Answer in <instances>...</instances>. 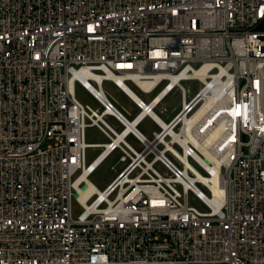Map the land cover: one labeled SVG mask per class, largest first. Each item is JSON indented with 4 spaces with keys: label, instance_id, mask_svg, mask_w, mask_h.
Masks as SVG:
<instances>
[{
    "label": "built area",
    "instance_id": "obj_1",
    "mask_svg": "<svg viewBox=\"0 0 264 264\" xmlns=\"http://www.w3.org/2000/svg\"><path fill=\"white\" fill-rule=\"evenodd\" d=\"M117 76L163 86L129 119L103 88ZM206 89L217 103L193 121ZM172 92L182 106L164 120ZM210 115L226 122L207 157L193 138ZM89 125L108 142L87 143ZM117 153L100 191L89 176ZM0 264H264V0H0Z\"/></svg>",
    "mask_w": 264,
    "mask_h": 264
},
{
    "label": "rangeland",
    "instance_id": "obj_2",
    "mask_svg": "<svg viewBox=\"0 0 264 264\" xmlns=\"http://www.w3.org/2000/svg\"><path fill=\"white\" fill-rule=\"evenodd\" d=\"M127 85L145 102H149L162 88L163 85L159 86L155 90L149 93H143L139 91L136 87H134L130 82H126ZM185 86H195L194 83H191L190 81L184 82ZM104 90L114 96L120 105H117L121 111H124L121 108V105L128 109L131 112V116H129V119H132L134 116H136L139 113V109L136 107L134 102L120 89L118 88L113 82L111 81H105L103 83ZM75 95L76 98L83 103L84 105H88L93 109H97L100 106V103L93 97V95L86 90L84 87H82L80 84H77L75 87ZM182 104V98L181 94L179 92H172L170 93L162 102V104L156 108V112L164 119L167 120V117H171L176 112H178L181 108ZM166 108L164 112H161L160 109ZM106 120L110 125H112L118 132H121L123 130V126L112 116L106 117ZM139 129L142 132L151 133L153 130L157 129V126L155 123L151 120V118H145L139 125ZM107 135L98 127L95 125H89L86 128V141L87 143L91 144H104L108 142ZM127 141L134 146L136 149L140 150L142 146L137 141L134 136H129L127 138ZM102 148L95 147V148H88L87 149V161L90 163L93 161L98 154L101 152ZM120 154H114L110 156L103 164H101L90 176L89 180L100 190L103 191L115 178L118 171L121 169L122 164L118 162ZM190 162L192 165H194L197 169L201 171L203 175H206L204 171H202L191 159ZM159 169H161V172H163V168L158 166ZM199 187L201 190L208 194L206 188H204L202 185L199 184ZM190 203L200 210H205L206 207L202 204L200 200H198L193 194H190ZM83 211L82 207L76 202L74 199L73 201V215L76 218L81 212Z\"/></svg>",
    "mask_w": 264,
    "mask_h": 264
},
{
    "label": "bare ground",
    "instance_id": "obj_3",
    "mask_svg": "<svg viewBox=\"0 0 264 264\" xmlns=\"http://www.w3.org/2000/svg\"><path fill=\"white\" fill-rule=\"evenodd\" d=\"M211 65V64H209ZM204 68V67H203ZM208 70H200L199 71V76L205 80V77L206 76H209L210 73L207 72ZM96 76V75H95ZM96 78H98L96 76ZM134 81H136L138 84H140L141 86H143L144 88H146V90H151V92L155 89L157 83L160 81V79L157 77L154 81H143L139 78V76H134ZM118 82V84L120 85V89L133 101H137L139 103H145V101L143 99H141L128 85L126 82H129L128 80H125L124 81V77L122 76H117L116 77V80ZM205 82H208V80H206ZM159 93V92H158ZM157 93V94H158ZM205 93V97H204V100L199 104V106H197L196 110H195V115L192 117L193 118V121L194 120H197L199 118H201L202 116H204L208 110H211L213 105H214V102L217 103V97L215 96H209L208 94V89H206L204 91ZM157 94L153 97V99H155V97L157 96ZM100 96L101 98L104 99L103 97V94L100 93ZM162 98V95H159L157 97V99L155 100L156 102H159L160 99ZM205 101V102H204ZM135 104V103H134ZM182 106V104H181ZM181 109V108H180ZM188 110H185L184 113H186ZM239 109H236L234 111V113H238ZM214 119V115H210L209 118L207 119L205 125H208L209 124V127L205 130V136L202 140H197L196 137H194V142L195 144L197 145V147L201 150V152H203L207 157H210V151L208 150V148L210 147V145L212 143H215V141L217 140L218 138V135H219V132H220V129L223 127V125L225 124L226 122V119H220L219 117L217 118V120H213ZM186 123H188L190 121L186 119ZM193 121L189 124V126H192V123ZM215 124L214 126H211V124ZM131 127V126H130ZM191 133V132H190ZM192 135V134H191ZM221 161L216 159V163L213 167L211 166H208L209 170L210 171H216V169H218L219 165H220ZM194 170L197 172L198 174V177L204 181H216L215 178L213 177H210V176H206V175H203L200 171H198L197 169L194 168ZM83 178L85 179L86 178V174L83 175ZM193 179V178H191ZM186 184H189L188 181H185ZM90 183L92 184V182L90 181ZM215 191H217L218 189H220L219 185L217 184L216 186V183L212 184L211 185ZM81 189V188H80Z\"/></svg>",
    "mask_w": 264,
    "mask_h": 264
}]
</instances>
